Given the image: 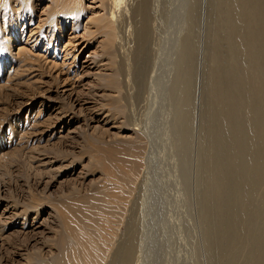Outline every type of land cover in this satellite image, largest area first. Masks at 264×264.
I'll list each match as a JSON object with an SVG mask.
<instances>
[{
	"label": "rangeland",
	"instance_id": "rangeland-1",
	"mask_svg": "<svg viewBox=\"0 0 264 264\" xmlns=\"http://www.w3.org/2000/svg\"><path fill=\"white\" fill-rule=\"evenodd\" d=\"M5 1L7 6L0 8V264H35L37 259L45 264H75L70 255L78 242L70 237L72 226L80 229L84 225L95 239L100 228L114 231L118 241L125 231L117 213L108 218L111 223L103 220L110 212L121 211L114 207L119 189L114 184L113 189L107 186L106 169L118 170L138 161L145 151L143 137L130 124L127 105L131 102L140 112L144 97L135 102L125 91L119 56L112 48L108 51L103 31L92 22L108 16L96 1L82 0L83 16L76 25L64 15L68 0ZM187 1L185 18L180 20L184 23L177 22L175 27L170 26L169 4L160 6L159 11L164 12L158 11L155 24L159 36L148 38L151 44L158 39L166 48L169 29L173 35L182 32L163 68L161 82H166L154 104L167 130L158 151H165L164 158L175 157L179 137L175 131L187 122L192 154L196 143L204 146L200 166L212 153L214 177L226 175V182L234 188L228 192L222 182L214 193L216 245H220L218 235L229 228V234L236 236L235 246L238 240L245 248H261L257 242L261 245L264 241V0H251L246 17L236 12L237 0ZM253 42L259 49L245 53L244 48ZM182 51L188 57H183L179 68L175 65ZM132 61L134 66L144 61L136 41ZM137 84L132 86L134 97ZM182 96H186V107ZM150 104L143 113L149 111ZM230 140L235 143L227 148ZM213 144L210 153L206 147ZM133 147L140 151L137 158L130 152ZM190 164L189 175L193 171ZM170 173L163 185L169 192L167 196L164 193L170 201L169 216L159 218L158 231L165 232L158 238L160 248L156 246L155 254H160L162 264H180L181 246L186 243L178 237L176 221L189 200L195 201L196 193L192 187L186 189L179 176L175 184ZM178 191L185 192L181 193L185 199ZM110 192H117L114 202ZM63 213L68 216L70 234L62 223ZM232 225L235 228L229 227ZM107 232L112 235L110 247L114 235ZM189 251L187 247L185 252ZM204 252L203 247L198 261L211 264ZM164 255L167 258L163 259ZM263 256L258 253L252 264H264ZM227 261L223 255L219 263ZM212 263H218L216 256Z\"/></svg>",
	"mask_w": 264,
	"mask_h": 264
},
{
	"label": "bare ground",
	"instance_id": "bare-ground-1",
	"mask_svg": "<svg viewBox=\"0 0 264 264\" xmlns=\"http://www.w3.org/2000/svg\"><path fill=\"white\" fill-rule=\"evenodd\" d=\"M94 1H96L100 5L102 10H107V14H108L107 17L100 16L97 19L93 18L92 22L98 25V29H101L103 31L106 38L105 46L106 48H109L108 51L110 50L111 53V48H112L116 51L117 57L119 56L118 59L119 68L121 69L120 72L122 73L123 76V84L125 91L127 92L128 95L131 96L132 99L134 98L135 102H138L137 98H140L139 101L142 100L141 95L144 97L143 100L145 102L142 103V101H140L141 104L139 103L138 106L140 108L139 109L140 112H138V109H136V107H134L135 105H133L131 102L127 101V105H129L128 108L130 113V118H129L131 121L130 124L134 128V131L139 132V134L143 137L146 146H145V151H143L141 155H140V151H137L135 147L131 148L130 152L132 153L134 158H137L140 155L138 161L135 159L129 164L120 167L118 170L116 168L106 169L107 186H110L112 188V184H114L119 189L118 193L120 194V196L117 198L114 207L116 209H120L121 211L114 210L113 212H110V214L105 215L103 220L108 221V218H110L111 216L113 217L114 214L116 213L121 216V219L123 218L122 223L120 221L119 223H121V226L125 227L124 233L121 232L120 234V232L116 230V233L119 232L118 234H120L119 236L120 240L118 241L116 239L117 236L114 234L115 233L114 231L110 232L111 229L107 232L105 228H100V231L98 230L99 236L96 234L97 237L95 239V237L93 238L91 237V234H88L89 229H87V227L82 228L84 227V225L81 227L82 229L81 228L79 229L77 227H76L77 229L76 228L74 229V227L72 226L74 232L73 231L71 232L73 235L71 234L70 237L72 238V236H74V239L78 242L77 243L78 245L74 243L73 248L75 249V247H77V250H74L72 248L73 250L71 249V251H73V255H70V257L72 258L73 256L72 259L75 264H162L161 262L162 259L161 261L159 260V258H161L159 257L160 254L159 256L157 255V253L155 254L156 252L155 248L157 245L160 248V244H159L160 241H158V238L160 240V237L165 232L160 230L158 231V227L161 226L159 223V218L165 220L164 218L166 217V215L169 216L168 207L170 205V201L164 196V193L167 196L169 195L168 194L169 192L167 193L165 189L166 186L164 187L163 185L167 182L166 176L170 177L169 172H171L173 182L175 181L177 183V177L179 176L183 180L184 187L186 189L188 187L190 188L192 187L193 191H195L194 194L196 193L195 201L194 199L192 200L190 199L191 196L189 197L190 199L189 200L190 202L188 201L189 205L187 204L185 207L183 206L184 207L183 210L179 212L180 217H178V220L176 221L177 227L179 229L178 237H181L182 244L183 242H185L187 245L186 246L185 244H183V246H181L184 247V249L182 251L183 256L181 257L180 255L179 257L180 264H188V263L201 264V262L198 261V256H199L198 254L203 247L205 249L204 253L211 264H213L212 260L214 259V256L218 258L217 264H220L219 261H221L223 255L228 259L227 264H234V262H236V264L255 263L254 260L256 259L255 257H257L258 253L259 254L263 253L264 255V241L263 244L260 243L261 245H259V243L257 242L258 246H261V248L257 246L256 247L254 246L255 248L254 247L245 248L241 243L238 242V240L235 246L234 238L236 236L234 234L232 235L229 234L230 233L229 228L226 234L218 235L219 238L218 243L220 244L219 246L216 245V240H214L216 234L215 233L216 229L213 226V221H212L214 193L217 194V190L221 186L222 182H224L225 186L227 185L226 190L228 192L229 190L234 189L231 183L229 184L226 182V177H224L226 176L224 175L225 172L224 174L222 173L224 176L220 175L221 177L219 176V178H217L216 176L214 177L213 171H215L216 167L214 166L212 167L211 164V159H212L211 150L214 151V144L206 147V150L209 149L208 151L211 154L208 155L209 158L207 157L208 162L207 163L205 162V165L200 166L201 159L203 156L202 153L204 151V146L201 147L199 143H196L194 153L192 154L191 143H189V135L187 133L188 123L185 122L182 125L178 126L177 129H176L177 124L172 125L173 127L171 128L172 130L176 129L177 131H175V134L179 136L177 137L178 141H175L174 139L175 141L174 149L176 152L175 157L172 154L169 156L166 155V158L170 157L166 159L164 158L165 151H163L162 154L159 152L160 151L159 146H163L162 145L163 143H161V141L163 137H166L167 130L164 127L165 120L162 118V113H160L158 109H155L154 104L156 105V98L158 99V96L161 94L162 84L163 81H165L164 79L161 82V79L163 78V68L167 66L170 57L173 55L175 43L177 42L176 40L180 37L179 33L181 31H178L177 33H175V35H173L172 34L173 31H171L170 34V29H169L168 32L169 36L167 37L169 43H167V45H171L172 47L170 48H168L167 45L165 48V45L163 46V43L159 44L158 39H156L154 43L151 44L148 38L152 37V34L154 35V37H157L158 35L155 24L157 22L159 12L160 13L161 11L164 12L163 9L159 11L160 6H163L165 8L166 5L169 4V12H168L170 17L169 20L171 19L170 24H173L170 26L175 27L177 26V22L179 23V25H183L184 21L181 22L180 24V20H183L185 18V16L183 15L185 12L184 8L188 1L187 0H94ZM250 1L251 0H237L238 10L236 12H238V14L242 13V15L246 11L249 12L246 9ZM5 6H7L6 1L0 0V8L3 9V7ZM64 8H68L67 13H65L64 15H68V18L74 21V25L78 24L79 19L83 16L82 0H68ZM245 14L247 13H244L243 17L244 16L246 17ZM233 28L234 27H232V29ZM233 30L237 31L235 30V28ZM133 38H136V40H134ZM133 40L134 42L136 41L138 45H140L141 52H143V56H144L143 64L139 63V65H136L137 64L136 63L135 66L133 65L134 64L133 61L131 62L132 49L134 46ZM257 46L259 45L258 44L255 45V43L253 42L252 45H247L246 48H244V52L246 53L247 51L248 53V51L255 50V48L259 49V47ZM162 48L165 49V51ZM147 53L150 55H148ZM184 53L185 52L182 51L179 57V62L175 66H178L180 68V62L182 61V59H184L183 57L185 56ZM186 57L188 56L186 55L185 58ZM139 59L142 60L141 58H138V60ZM212 62H214V60ZM136 82H138V84ZM136 84L138 85V92L137 95L134 97V95H132L133 94L132 86ZM184 84H185L184 88L185 89L188 88L187 87L188 82L184 80ZM141 86H143L145 89L143 93H140L142 88ZM158 88L160 90L157 91ZM149 101L152 102L153 105L150 104L149 111L143 113L144 111H146ZM181 103L185 107L187 106L186 96L181 97ZM207 133H208L207 134V139H208V137H210L211 129H209ZM174 137L176 136L173 135V138ZM198 140L199 138H197V141ZM234 143H235L234 140H230L229 143L226 144L227 148L230 145H233ZM161 149L163 150V147ZM198 159H200V161H198ZM162 160L165 161V164H163ZM189 162L192 164L191 168L193 170L191 171L190 175H189ZM241 170L242 169L238 167L236 172L240 173ZM213 178L215 181L214 183H213ZM234 186L236 187L235 184ZM174 187L176 188L177 186ZM179 188L182 190L181 185ZM106 190L108 191L109 189ZM180 191L178 192L180 193ZM189 192L191 193V191ZM181 193H185V192H181ZM116 194L117 192H110V196L112 197V202H114L113 196ZM180 194L179 196H182L184 198V196ZM197 196L202 197V200ZM174 202L177 203V201ZM193 210H195L196 212L195 214H193L194 212ZM60 217L62 218V223L64 224L66 231L70 234L71 230H69L68 228H71V225L69 223V220H67L68 216L64 215L63 213V215L60 214ZM169 223H171L172 225L173 222L170 221ZM196 223H199L201 225L200 229L198 228L199 226L197 227ZM165 224L167 225V223ZM172 226H174V224ZM163 227L164 226H162V229ZM229 227L235 228L233 225ZM106 232L114 235L112 239V241L114 240V243L112 244L110 242L111 244L110 247L108 246L109 244L108 241L111 240L110 238L112 237V235H109L111 236L109 237L108 235H106ZM93 239H95V241L97 240L96 241L97 244ZM249 241L252 242V239H249ZM229 244H231L230 245L231 249L227 247V245ZM97 245L99 247H97ZM152 247H153V251H152ZM187 247H190L189 254L185 252V249ZM167 252L168 254L167 253L166 254L170 256L169 253L170 251L167 250ZM163 257H164L163 259H165L166 256L164 255ZM261 258L262 257H260V259ZM168 263L169 262H167V264ZM35 264H45V263L44 260L43 262H41L39 259H37L35 260Z\"/></svg>",
	"mask_w": 264,
	"mask_h": 264
},
{
	"label": "snow or ice",
	"instance_id": "snow-or-ice-1",
	"mask_svg": "<svg viewBox=\"0 0 264 264\" xmlns=\"http://www.w3.org/2000/svg\"><path fill=\"white\" fill-rule=\"evenodd\" d=\"M0 52H3V47H2V45H0Z\"/></svg>",
	"mask_w": 264,
	"mask_h": 264
}]
</instances>
